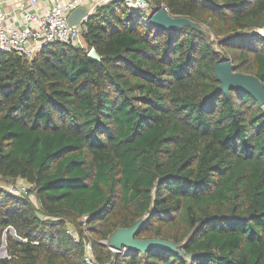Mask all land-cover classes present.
<instances>
[{"label":"trees","instance_id":"trees-1","mask_svg":"<svg viewBox=\"0 0 264 264\" xmlns=\"http://www.w3.org/2000/svg\"><path fill=\"white\" fill-rule=\"evenodd\" d=\"M151 1L197 29L112 3L87 20L84 48L0 52V177L31 187L0 190V264H87L84 241L91 264H264V113L218 90L221 56L199 28L264 84V0ZM141 220L137 238L182 254L103 244Z\"/></svg>","mask_w":264,"mask_h":264},{"label":"built area","instance_id":"built-area-1","mask_svg":"<svg viewBox=\"0 0 264 264\" xmlns=\"http://www.w3.org/2000/svg\"><path fill=\"white\" fill-rule=\"evenodd\" d=\"M36 0H31L33 5ZM49 7L45 11H39L31 5L19 6L21 18L16 19L13 14L0 11V52L16 53L27 60L33 57L45 46L54 43H63L80 48L85 47L83 43V30L87 20L99 7L119 3L129 12L137 10L144 14L143 22L148 25L149 17L156 9H161L169 14L168 8L161 4L156 7L151 0H48ZM86 11L87 16L76 26L68 24L69 15L76 9ZM171 16V15H170ZM84 44V45H83ZM91 50L88 51V55ZM14 188L12 187L11 190ZM9 194L22 197L21 193L10 191ZM27 193L24 194L26 196ZM88 236V234L85 232ZM75 241H78L75 238ZM84 261L87 264L93 262L92 247L88 241H84Z\"/></svg>","mask_w":264,"mask_h":264},{"label":"water","instance_id":"water-1","mask_svg":"<svg viewBox=\"0 0 264 264\" xmlns=\"http://www.w3.org/2000/svg\"><path fill=\"white\" fill-rule=\"evenodd\" d=\"M87 16L84 9L78 8L74 10L68 17V24L70 26L79 25ZM88 19V16H87ZM150 24L160 27L164 30H171L174 28L190 27L197 29L196 25L187 18L173 17L164 13L161 9H156L149 17ZM89 58L94 61H100L94 50L89 53ZM214 74L219 82L218 90L223 92L226 96L229 95V90L244 92L249 94L260 106L264 113V84L255 76L237 73L233 70L232 64L229 60L222 59L214 66ZM144 224V220L139 221L130 228H122L114 232L107 241V247L112 251L113 255L121 253L123 250L133 251L140 254H145L152 249L168 250L170 252H179L178 247L170 241H165L160 238L153 239H139L137 234ZM10 233L16 241H21L12 228ZM5 234L2 236L1 249L5 248ZM6 257V250L5 256ZM194 255L186 254L185 258L190 260Z\"/></svg>","mask_w":264,"mask_h":264},{"label":"rangeland","instance_id":"rangeland-1","mask_svg":"<svg viewBox=\"0 0 264 264\" xmlns=\"http://www.w3.org/2000/svg\"><path fill=\"white\" fill-rule=\"evenodd\" d=\"M199 28L201 30L205 31L208 34V36L210 38V41L213 43L214 50L220 54L221 60L225 59L223 52L217 46V39L208 31V29L206 27L199 26ZM258 33L263 35V31H259ZM246 34H250V33L247 32ZM82 42L84 43V40ZM12 187L14 188L13 190H11ZM30 188H31L30 185L26 184L22 180H16V181L9 180L8 181V180H4V179H2L0 177V190H4V191H6L8 193L10 191H12V192L14 191V192H17V193H21V196H24V194L27 193ZM29 198L35 202V199H34L33 195H31ZM68 230H69V233L71 234L72 237L77 238V235H76L75 230L73 229V227L69 226ZM9 233H10V229H9ZM4 240H5V238H4ZM103 244L106 245L107 243H103ZM5 248H6V244H5ZM5 250L6 249H4V251ZM126 251L127 250H123L121 253H126ZM4 256H0V259H3ZM6 257H7V252H6Z\"/></svg>","mask_w":264,"mask_h":264},{"label":"crops","instance_id":"crops-1","mask_svg":"<svg viewBox=\"0 0 264 264\" xmlns=\"http://www.w3.org/2000/svg\"><path fill=\"white\" fill-rule=\"evenodd\" d=\"M65 2L67 0H61ZM31 0H0V11L4 13L13 14L15 12L16 19L21 18L19 6L22 4L31 5ZM34 8H37L39 11H45L49 7L48 0H36L33 5ZM20 13V14H18ZM4 249L0 250V256H3Z\"/></svg>","mask_w":264,"mask_h":264}]
</instances>
